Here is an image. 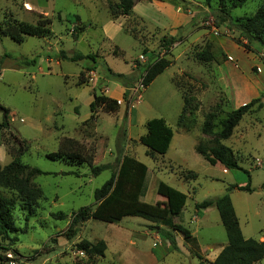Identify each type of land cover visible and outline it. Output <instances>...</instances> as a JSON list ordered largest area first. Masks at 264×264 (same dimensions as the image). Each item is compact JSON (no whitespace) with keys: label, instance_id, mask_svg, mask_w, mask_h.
Returning <instances> with one entry per match:
<instances>
[{"label":"rangeland","instance_id":"1","mask_svg":"<svg viewBox=\"0 0 264 264\" xmlns=\"http://www.w3.org/2000/svg\"><path fill=\"white\" fill-rule=\"evenodd\" d=\"M25 1L32 11L26 12ZM118 1L0 0L2 27L14 21L35 25L48 17L53 32L45 39L25 36L22 43L7 36L0 38V125L5 116L8 122V127L0 128V170L19 162L45 173L29 178L30 187L41 196L35 214L29 216L23 203L17 201L15 224L25 232L11 236L18 238L17 243H3L1 264H199V258L191 253L192 244L186 242L190 232L200 244L204 264H211L210 256L228 243L226 231L216 208L198 213L195 205L218 198L227 189H231L244 237L264 236V91L254 98L261 100L262 108L245 116L235 136L223 141L237 149L239 165L250 172L252 193L238 190L249 182L244 172L211 166L196 152L200 142L216 138L203 133L207 114L215 113L218 125L227 112L250 102L237 104L233 80L225 68L229 62L226 51L237 49L240 61H230L234 70L242 69V80L261 79L264 86V49L248 45L234 27L237 20L255 15L264 0H248L237 8L225 0L231 20L219 26L220 0H135L137 13L154 22L160 14L147 2L172 5L176 13L191 17L190 24L177 29V43L169 52L160 49L162 39L171 37L169 31L145 25L132 14L126 18L124 32L112 25L116 33L113 40L119 47L100 37L99 25ZM111 16L115 21L117 17ZM210 43L219 47L210 50L216 59L199 61L196 55ZM76 53L86 57L70 60ZM158 58L167 59L171 66L143 89L145 67ZM32 60L35 64L28 65ZM109 69L134 78L127 100L125 88L121 87L123 95L116 96L114 91L121 85L115 84ZM101 95L114 100L118 97L119 110L107 113L97 108L92 113L90 105ZM179 117L183 121L180 127ZM156 118L170 125L174 138L166 155L150 157L139 139L146 133V123ZM218 131L219 127L215 133ZM244 134L245 144L240 143ZM57 152H73L88 162L73 166L46 158ZM126 155L149 169L146 203L168 208L159 191L163 185L189 194L185 209L174 218L186 231H171L181 244V252L171 251L163 238H156L160 236L158 228L150 226L161 227L159 224L137 225L138 221L146 222L141 218L129 217L119 224L74 222L72 214L96 207L95 191L117 172ZM103 165L109 169L94 176L91 168ZM191 172L197 177L185 179ZM27 175L28 170L15 177L25 179ZM2 192L16 197L12 190ZM83 240L108 244L104 258L82 255L76 245Z\"/></svg>","mask_w":264,"mask_h":264},{"label":"trees","instance_id":"2","mask_svg":"<svg viewBox=\"0 0 264 264\" xmlns=\"http://www.w3.org/2000/svg\"><path fill=\"white\" fill-rule=\"evenodd\" d=\"M205 1L208 3L210 0ZM247 1L231 0V4L233 8H237ZM135 3V0H119L118 3L111 7V14L114 17L130 16ZM220 6L216 18L218 26L231 20V16L226 10L225 0H220ZM51 26L52 20L48 17L40 18L35 25L14 21V23L6 24L5 27L0 25V38L7 36L17 43H22L25 36L40 39L50 38L53 34ZM234 27L240 32L248 45L254 44L264 49V3L255 15L237 20ZM175 43H177L175 37L162 39L160 49L169 52ZM248 45L246 48H248ZM214 48L219 49L215 44H208L206 50L198 53L196 58L201 62L214 61L216 56L210 52ZM143 53L145 54L146 50ZM85 57L81 53H76L70 60L75 62ZM87 57L92 58L90 56ZM64 59H67V57L64 56ZM27 64L34 65L35 60L28 61ZM170 66L171 62L165 58H158L153 63L146 65L142 78L143 86L148 88ZM109 74L126 89L124 99L127 100L130 90L134 88V78L125 74L114 73L110 69ZM262 106L260 99H253L248 104L227 112L225 118L218 125L215 123L216 114H207L203 123V133L216 135V138L210 142H200L196 147L198 155L211 166L221 165L225 170L244 172L248 176L249 182L246 186L238 187V190L247 193L253 192L250 172L239 165L235 152L224 145L223 141L229 140L233 136L235 129L245 116L260 110ZM90 108L92 113H95L97 108H102L107 113H114L119 110L120 104L117 100L101 95L95 97ZM181 123L183 121L179 117V127ZM1 127H8L6 116L2 125H0ZM218 127L219 131L215 133V129ZM145 128L147 132L140 137L139 144L147 148L148 156L166 155L174 138L173 129L161 118L149 120ZM46 158L51 161H66L73 166H81L88 162L87 158L73 152L50 153L46 155ZM108 169L109 165H103L92 167L91 171L94 176H99ZM26 170H28V175L25 179L15 177L17 173H23ZM148 174L149 169L145 164L130 156H123L117 172L112 174L110 180L102 188L95 191L96 207L94 209L91 207L82 208L78 213L72 214L74 222L85 223L89 220H95L107 224H119L124 218H141L148 222L159 224L161 227L150 226V228H158L157 233L169 244L170 250L179 252L180 250L173 233H185L186 229L176 224L174 218L180 216L184 210L187 204V195L168 185H163L159 191L166 197L168 208L161 209L146 203L144 199L148 190ZM35 175H45V173L37 168L21 165L19 162H13L4 170H0V248H2L3 243H17L19 241L18 238H12L11 236L25 232L24 229L17 228L15 224L14 210L17 207V201L23 203V209L28 212L29 216L34 215L38 209V199L41 196L29 184V178ZM190 177L196 178L197 175L191 172L185 179ZM2 189L12 190L16 197L4 195ZM230 192L231 189H228L224 195L213 200L206 199L195 206L198 212L213 207L216 208L226 231L228 243L211 264L260 263L264 260V242L244 237ZM186 242L192 244L191 253L199 258V264H204L196 238H190L189 236ZM76 249L83 252L89 259L94 257L104 258L107 244L104 241L94 244L83 240L76 245ZM1 263L2 257L0 256Z\"/></svg>","mask_w":264,"mask_h":264},{"label":"crops","instance_id":"3","mask_svg":"<svg viewBox=\"0 0 264 264\" xmlns=\"http://www.w3.org/2000/svg\"><path fill=\"white\" fill-rule=\"evenodd\" d=\"M137 4L138 3H135V7L133 8V12H132V16L133 17H137L141 22H143V24L145 25H148V26H151L155 29H158L160 31H169L171 37H175L178 33L177 29L178 28H181V27H184V26H187L188 24H190L192 22V19L191 17L189 16H186V15H182L181 13H176L175 11V7L172 6V5H169V4H166V3H162V2H157V3H151V2H147L146 4L149 5L150 7L153 8V6L156 8L154 10H156L157 13H159V19L157 20V22H154L151 18H149L146 14L144 13H137ZM26 6H30L31 7V10L27 9ZM25 9H26V12L28 11H32V6L30 3H28V1H25ZM108 15L106 16L104 22H101L99 25L100 27V37H102L104 40H106L110 45L113 44L114 46H117L115 43H114V40H113V37L116 33L113 32V27L112 25H116L118 26L119 29H123L122 31L124 32L125 30V24H127V19L126 18H130V16H118L117 18H115V21H113L111 19V8L108 10ZM161 19V20H160ZM160 20V21H159ZM125 25V26H124ZM116 28V27H115ZM112 32L114 33L112 35ZM126 32V31H125ZM129 35H131L130 33H127ZM217 43L220 45V43L217 41ZM119 47V46H117ZM224 48H225V45H224ZM227 53V57H228V60L229 62H225V68L226 70L228 71L229 75L231 76L232 78V83H233V90H234V97L236 98L237 100V104L238 106L240 105H243L244 103H247L251 100H253L254 98H257L259 96V93L263 92L264 91V86L262 85V80L260 79H257V80H245L243 79L242 80V76L243 75L242 73V69L240 71H236L234 70V65L232 64V61L230 60H233V62H236V61H240L239 60V55H235L236 52H237V49L236 50H231V52H228L226 51ZM170 68V67H169ZM168 68V69H169ZM118 74H122V73H119ZM162 75V74H161ZM160 75V76H161ZM159 76V77H160ZM158 78V77H157ZM117 82V81H116ZM119 86L120 83H115ZM121 85V84H120ZM124 88L122 85L119 86L120 89H115V93H116V96H118V94H121L123 95V89ZM126 90V89H125ZM236 94V96H235ZM118 101V97L116 99ZM168 124V123H167ZM169 125V124H168ZM240 125V124H239ZM170 126V125H169ZM239 129V126L235 129L234 131V134L238 131ZM147 132V131H146ZM249 133V131H248ZM146 134V133H145ZM144 134V135H145ZM233 134L232 137H234L235 135ZM247 134V133H246ZM244 134L243 138H242V135H241V141L240 143H243L245 144V142L247 141V135ZM143 136V135H142ZM231 137V138H232ZM224 144V142H223ZM229 147V146H228ZM230 148L235 152V154H237V149L235 148H232L230 146ZM224 171H228V170H225ZM228 190V189H227ZM189 194H187V200L189 198L188 196ZM198 204V203H196ZM196 206V205H195ZM186 207V206H185ZM185 209V208H184ZM210 209H213V208H209L206 210V212ZM183 212V211H182ZM198 212V211H197ZM199 213V212H198ZM126 219V218H124ZM123 219V220H124ZM122 220V221H123ZM121 221V222H122ZM146 221V220H145ZM120 222V223H121ZM148 221L146 222H141V221H138L137 222V225H145L147 224ZM240 223V222H239ZM241 225V224H240ZM191 234H189L190 238L193 237V235L195 233H192L190 232ZM149 234H150V231H149ZM157 239H161L162 236H158L156 237ZM254 239V238H253ZM258 241H261V242H264V236H261L259 239H256ZM177 241V240H176ZM159 242V241H158ZM178 242V241H177ZM180 242V241H179ZM183 242V241H182ZM185 242V241H184ZM200 245V244H199ZM178 247H179V252L182 251V248H181V244L178 243ZM225 248V246H222L220 248V250H218L217 252L213 253L212 256H210V260L212 262H214L216 260V258L220 255V253L222 252V250ZM109 247H108V244H107V251H108ZM106 251V252H107ZM105 252V253H106ZM264 260H262L260 263H257V264H262Z\"/></svg>","mask_w":264,"mask_h":264},{"label":"built area","instance_id":"4","mask_svg":"<svg viewBox=\"0 0 264 264\" xmlns=\"http://www.w3.org/2000/svg\"><path fill=\"white\" fill-rule=\"evenodd\" d=\"M141 86H142V88H143V89H145V87L143 86V84H141ZM80 252H81V251H80ZM81 254L83 255L84 253H83V252H81Z\"/></svg>","mask_w":264,"mask_h":264},{"label":"bare ground","instance_id":"5","mask_svg":"<svg viewBox=\"0 0 264 264\" xmlns=\"http://www.w3.org/2000/svg\"><path fill=\"white\" fill-rule=\"evenodd\" d=\"M27 8H29V6H26Z\"/></svg>","mask_w":264,"mask_h":264}]
</instances>
